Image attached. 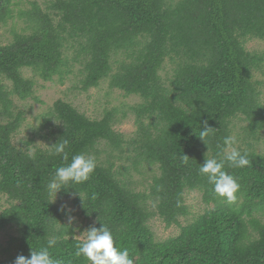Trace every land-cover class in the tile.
<instances>
[{"label":"trees","instance_id":"1","mask_svg":"<svg viewBox=\"0 0 264 264\" xmlns=\"http://www.w3.org/2000/svg\"><path fill=\"white\" fill-rule=\"evenodd\" d=\"M26 2L0 0V29L10 26L6 40L0 34V232H11L0 264L44 247L64 264H90L76 255L83 240L61 211L69 197L134 264H264V50L247 45L264 41V0ZM74 74L83 92L107 82L139 97L128 107L136 131L115 129L117 109L91 117L58 99L37 116L27 148L17 145L27 120L18 102H42L39 79L64 84ZM229 136L250 161L225 163L240 185L231 202L199 171ZM61 139L68 161L52 154ZM81 153L97 161L90 179L49 196L56 168ZM194 191L207 208L190 218ZM157 217L180 232L158 240Z\"/></svg>","mask_w":264,"mask_h":264},{"label":"clouds","instance_id":"2","mask_svg":"<svg viewBox=\"0 0 264 264\" xmlns=\"http://www.w3.org/2000/svg\"><path fill=\"white\" fill-rule=\"evenodd\" d=\"M212 127L205 121L199 137L206 143L205 138L210 134ZM236 141L232 137L224 138L225 148L218 158H206L201 164L199 171L207 177L210 184L214 186V192L227 198L228 201L236 199L240 185L236 178L225 170V163L229 167L243 168L249 165L247 153H242L238 148L233 147ZM207 144V143H206ZM69 145L67 139H61L52 145L54 155L63 156L68 161L66 148ZM185 160L188 156L185 155ZM97 168V161L90 155L83 153L73 155L70 162L56 168L54 175L47 184L49 196L55 195L62 189L72 188L71 185L87 182ZM81 195V194H80ZM56 199V198H55ZM62 212H66L69 221H74L73 209L69 205H62ZM83 241L78 245L77 256L85 257L90 264H134L128 249H121L112 231L104 224L97 228L92 226L82 234ZM78 235V236H80ZM52 241L49 242L51 246ZM15 264H64L60 259L55 258L47 247L39 251L32 250L30 257L20 255L16 258Z\"/></svg>","mask_w":264,"mask_h":264},{"label":"rangeland","instance_id":"3","mask_svg":"<svg viewBox=\"0 0 264 264\" xmlns=\"http://www.w3.org/2000/svg\"><path fill=\"white\" fill-rule=\"evenodd\" d=\"M22 3L27 4V0H20ZM43 1V0H38ZM10 26L2 27L0 29V34L3 39H7L10 36ZM248 49L251 51H262L264 50V41L261 40H251L248 42ZM79 66L76 67L75 71L78 72ZM76 72V73H77ZM26 76H32L30 70L25 71ZM78 75L74 74L64 83H60L56 77L57 81H44L42 79L38 80V85L36 86V96L42 102L36 101L35 99H29L27 101H19L21 109H24L26 112V125L21 129V132L15 138V142L21 148L26 149L27 146L24 145L23 141L32 138L33 132L30 128L32 126L37 127L39 120L37 116L40 114L46 113L49 108L54 104L58 99L68 100L73 103L80 111L85 112L91 117L101 118L106 110L117 109L119 118L122 120L115 125V129L118 132L123 133L127 137L131 136L137 129L135 124L134 115L130 112L128 107L134 105L140 101L137 96H125L124 93L120 90L110 89L107 82H103L99 87L93 88L87 92L80 90L79 78ZM124 110H127V116L123 118ZM264 137V135H263ZM43 141L38 139L37 144L43 145ZM36 143V142H35ZM103 146V145H102ZM258 149L264 151V138L260 143ZM187 204L191 209V217L203 212L207 205L203 202L202 195L198 192H188L186 195ZM63 203L69 205L74 211L73 216L75 217L74 221H69L70 224H73L77 229V234H82L85 230L95 225L94 221L90 223L80 215H78V207L73 205V200L71 197L63 199ZM8 205L5 202V206ZM183 221V220H182ZM185 223V221H183ZM151 225L155 232L156 238L158 240H164L168 237L175 236L180 232L179 226L166 227L165 223L159 218H154L151 221ZM13 232V231H12ZM11 235L10 231L0 232V243L6 244ZM79 239L83 240L84 236H77Z\"/></svg>","mask_w":264,"mask_h":264}]
</instances>
